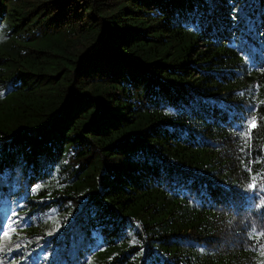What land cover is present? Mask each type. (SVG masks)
Masks as SVG:
<instances>
[{"label":"trees","instance_id":"16d2710c","mask_svg":"<svg viewBox=\"0 0 264 264\" xmlns=\"http://www.w3.org/2000/svg\"><path fill=\"white\" fill-rule=\"evenodd\" d=\"M0 264H264V0H0Z\"/></svg>","mask_w":264,"mask_h":264},{"label":"snow or ice","instance_id":"6c2138e0","mask_svg":"<svg viewBox=\"0 0 264 264\" xmlns=\"http://www.w3.org/2000/svg\"><path fill=\"white\" fill-rule=\"evenodd\" d=\"M253 126H254V124H253ZM4 236L7 237V236H8V233L5 232V233H4Z\"/></svg>","mask_w":264,"mask_h":264}]
</instances>
